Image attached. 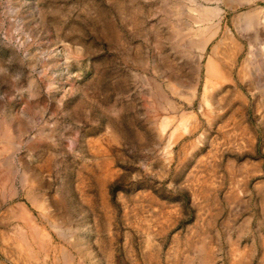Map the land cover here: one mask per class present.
<instances>
[{"label": "rangeland", "instance_id": "obj_1", "mask_svg": "<svg viewBox=\"0 0 264 264\" xmlns=\"http://www.w3.org/2000/svg\"><path fill=\"white\" fill-rule=\"evenodd\" d=\"M263 12L0 0V264H264Z\"/></svg>", "mask_w": 264, "mask_h": 264}, {"label": "bare ground", "instance_id": "obj_2", "mask_svg": "<svg viewBox=\"0 0 264 264\" xmlns=\"http://www.w3.org/2000/svg\"><path fill=\"white\" fill-rule=\"evenodd\" d=\"M206 1H222L223 3H224V5H226L227 7H229V8H232V9H234L235 7H237L239 4L242 6V4H250V3H252V2H255V1H257V0H206ZM261 1H264V0H261ZM200 2V1H199ZM216 4V3H215ZM218 4V3H217ZM203 5V4H202ZM237 5V6H236ZM211 6V5H210ZM193 10H195V9H193ZM199 10V9H198ZM210 10V9H209ZM215 11H217V10H212V11H210V12H213L212 13V16L214 15V12ZM209 11L208 12H205L204 14H201V16L204 18H208V17H210V13ZM248 13H244L245 15H241L242 17H243V19H244V21H242V22H244V23H242V22H240V23H242V25L244 24V26L245 27H243L242 28V26H241V29H245V30H251V32H252V29H254V26H255V24H254V26L252 25V19H254V17H255V15H257V13H259L260 12V10L258 11V9H256V10H253V9H251V11H247ZM202 13V12H201ZM264 13V12H263ZM260 14V13H259ZM241 20V19H240ZM258 20V19H257ZM209 22H211V20L209 21ZM218 28V27H217ZM217 32H218V29H213V27H211V28H209V29H207V30H205V31H203V32H201L200 33V35H199V37H198V40L196 41V42H188V43H186V48L187 49H190V50H192V49H194V47H195V49H196V52L197 53H199V58H198V62L201 60V58H202V56H203V54L205 53V50H206V47H207V45H208V43H209V41L212 39V38H214L215 37V35L217 34ZM255 32V31H254ZM179 33H180V31L178 30L177 32H176V35H179ZM194 33V32H193ZM253 33V32H252ZM195 34V33H194ZM193 34V35H194ZM229 36V35H228ZM187 37V36H186ZM230 37V36H229ZM232 37V36H231ZM257 37V36H256ZM183 39V38H182ZM231 41H232V38L230 39ZM234 43V42H233ZM192 45V46H191ZM216 48L217 47H214L213 49H211V54L212 55H214V53H215V50H216ZM194 49V50H195ZM250 50V49H249ZM240 53V52H239ZM238 53V54H239ZM251 54V53H250ZM251 60H249V62H250ZM245 67H247V66H245ZM244 67V68H245ZM253 67V68H252ZM254 67H256L257 69L259 68V64L257 63V61L254 59L253 61H252V66H251V68H252V70L254 69ZM223 69H224V67H222ZM222 68H220L219 67V64L217 63V62H215L212 58H209L208 59V61L206 62V64L204 65V73H205V77L207 78V80H209L210 82H211V84H214V85H210V87L211 88H216L217 87V85L219 86L220 84H222V83H225L227 80H226V78L227 77H225V75H224V73L226 74V72H222ZM226 68H228V66L226 67ZM229 69V68H228ZM251 72V71H250ZM241 74V73H240ZM227 75V74H226ZM245 75V74H244ZM250 75H252L251 76V80H250V82H251V85H256L257 83H259L256 79H255V76L253 75V74H250ZM207 86L205 87V90H204V97H203V101H204V99H205V94L208 92L207 91ZM204 103H205V101H204ZM205 104H207V103H205ZM208 106V105H207ZM213 107V106H212ZM209 116V115H208ZM207 116V117H208ZM219 116V115H218ZM213 120V119H212ZM211 121V120H210ZM31 192H32V190H31ZM31 199V198H30ZM201 253V252H200ZM197 255V254H196ZM195 255V256H196ZM188 258V257H187ZM195 259V258H194ZM188 260H189V258H188ZM205 260H207V259H205ZM186 262H188V261H186ZM190 262V261H189ZM200 263V262H199ZM198 263V264H199ZM202 264H204L203 262H201ZM190 264V263H189Z\"/></svg>", "mask_w": 264, "mask_h": 264}]
</instances>
